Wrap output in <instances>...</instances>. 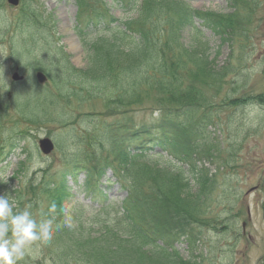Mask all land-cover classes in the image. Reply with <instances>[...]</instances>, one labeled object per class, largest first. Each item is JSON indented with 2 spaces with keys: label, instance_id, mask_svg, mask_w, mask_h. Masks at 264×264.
Here are the masks:
<instances>
[{
  "label": "trees",
  "instance_id": "16d2710c",
  "mask_svg": "<svg viewBox=\"0 0 264 264\" xmlns=\"http://www.w3.org/2000/svg\"><path fill=\"white\" fill-rule=\"evenodd\" d=\"M73 1L77 10L73 30L87 57L78 79L104 97L108 113L115 117L106 124L101 119L99 126L118 152L111 161L99 158L68 164L61 179L45 187L48 193L59 189L63 194L53 202L60 223L74 186L93 198L81 210H91L86 218L73 228L60 229L57 253L64 256L65 264H202L199 244L204 233L228 229L243 207L229 205L226 211L215 212L209 208L218 189L217 171L209 173L198 161L209 159L214 142H209L213 139L208 133L204 138L207 148L194 136L216 122L213 108H222L230 99L224 98L220 106L212 103L214 96H204L203 87L222 80V73L213 68L200 41L191 46L180 38L187 29L199 33L200 20V25L229 34L234 12H202L184 0H112L123 13V17H115L103 0H96L88 12H84L88 0ZM127 13L134 16L126 17ZM91 31L94 35L88 40ZM69 74H74L72 69ZM245 100L238 97L229 103L243 104ZM137 108L157 114L138 121ZM7 138L0 139V149L5 146L9 151L14 145L11 140H17L18 148L24 141L15 132ZM152 157L157 162H148ZM162 157H167L168 166L159 165ZM112 183L124 191L116 202L108 195ZM2 191L17 201L19 210L27 207L33 216L41 211L48 214L49 207H36L29 188L10 189L0 177ZM70 210L76 211L73 204ZM179 244L186 245V258ZM203 244L205 248V240Z\"/></svg>",
  "mask_w": 264,
  "mask_h": 264
},
{
  "label": "rangeland",
  "instance_id": "374dc122",
  "mask_svg": "<svg viewBox=\"0 0 264 264\" xmlns=\"http://www.w3.org/2000/svg\"><path fill=\"white\" fill-rule=\"evenodd\" d=\"M88 1L90 4L84 12L92 10L96 0ZM184 1L202 12L220 15L234 12L229 34L222 35L210 25H200V20L197 21L199 33L187 29L180 40L191 46L200 41L213 68L222 73V80L203 87L206 98L214 96L212 103L220 106L224 98L246 99L243 104L227 100L222 108L214 106L216 122L194 136L206 143L204 138L209 133L213 139L209 142H214L209 159L198 161L209 173L217 171L218 189L209 208L215 212L221 208L226 211L229 205L234 209L243 207L228 229L219 233L204 230L199 244L203 252L200 261L202 264H264V0ZM102 4L110 7L113 16L123 17L112 0H103ZM76 13L73 0H19L16 6L0 0V111L5 113L0 115V139H8L12 132L24 136L19 148L14 139L9 151L5 146L0 149V177L10 189L29 188L31 200L41 210L63 196L59 189L48 193L45 187L61 179L60 173L66 165L99 158L111 161L118 152L116 146L107 142L99 126L101 119L106 124L115 117L108 113L104 97L78 79V70L85 69L87 57L73 30ZM93 35L91 31L86 39H92ZM71 69L74 74H69ZM37 71L46 75V81L39 87L35 85ZM14 72L21 79L13 81ZM156 114L137 108L135 119L146 121ZM43 137L54 143L48 155L38 148V139ZM166 158L162 157L159 165L168 166ZM153 159L148 162H157ZM123 162L124 158L119 163ZM170 167L175 168L173 164ZM106 170L110 177L111 170ZM76 191V186L70 190L74 196L62 215L63 221L70 217L74 225L89 215L91 210H81L92 203L91 195ZM108 195L116 202L115 198H122L124 191L112 183ZM72 204L76 211H69ZM44 216L41 211L34 218L39 221ZM60 235V230L55 232L50 243L40 246L35 260L26 257L22 263L65 264L64 256L57 253ZM179 248L186 258V245L179 244ZM194 254L197 256V252Z\"/></svg>",
  "mask_w": 264,
  "mask_h": 264
},
{
  "label": "clouds",
  "instance_id": "9594fccd",
  "mask_svg": "<svg viewBox=\"0 0 264 264\" xmlns=\"http://www.w3.org/2000/svg\"><path fill=\"white\" fill-rule=\"evenodd\" d=\"M56 207L52 203L38 221L27 207L19 210L11 195L0 194V264H21L26 257L35 260L40 246L50 243L55 232L75 226L70 217L57 222Z\"/></svg>",
  "mask_w": 264,
  "mask_h": 264
},
{
  "label": "water",
  "instance_id": "95a60500",
  "mask_svg": "<svg viewBox=\"0 0 264 264\" xmlns=\"http://www.w3.org/2000/svg\"><path fill=\"white\" fill-rule=\"evenodd\" d=\"M7 2L11 5H17L19 0H7ZM35 76L38 82L42 83L45 81V76L42 72H37ZM12 79L14 80L18 79L16 73L12 75ZM53 146L54 145L52 141L48 137H44L38 140V147L43 154H49L52 151ZM263 220H264V209H263Z\"/></svg>",
  "mask_w": 264,
  "mask_h": 264
}]
</instances>
